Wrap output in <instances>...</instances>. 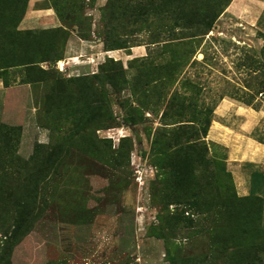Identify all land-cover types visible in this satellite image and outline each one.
Here are the masks:
<instances>
[{"label": "rangeland", "instance_id": "obj_1", "mask_svg": "<svg viewBox=\"0 0 264 264\" xmlns=\"http://www.w3.org/2000/svg\"><path fill=\"white\" fill-rule=\"evenodd\" d=\"M201 1L0 0V264H264V0Z\"/></svg>", "mask_w": 264, "mask_h": 264}, {"label": "trees", "instance_id": "obj_2", "mask_svg": "<svg viewBox=\"0 0 264 264\" xmlns=\"http://www.w3.org/2000/svg\"><path fill=\"white\" fill-rule=\"evenodd\" d=\"M229 0H205L200 2V6L196 9V15L193 17V19L186 20L184 24H188L190 22H193V25H188L190 28H195L197 31L199 30V34L202 35L209 31L213 25L214 20L216 17L221 13V11L227 6ZM187 27V26H186ZM41 31H39L40 33ZM34 35L36 32L32 30H24L21 31L22 37H23V45L25 47L27 41L26 38L29 34ZM202 37V36H201ZM31 47V46H28ZM27 47V48H28ZM62 52L61 47L56 48L51 47L49 49H46L45 55H40L38 57L37 53H27V49L24 50L22 53L20 61L15 63V65H32L34 63H37L42 60H54L58 58L60 53ZM39 58V59H38ZM11 64H6L0 66L1 68H6L9 67ZM261 142V141H260ZM41 147H43L41 145ZM35 156V155H34ZM32 155L31 158L34 157ZM240 200H245L248 204V208L245 210L249 214V222L252 221V226L255 228H261L262 223H261V214H262V208H263V199L261 196L256 195V194H246V195H238L236 196ZM264 228V227H263ZM28 230L29 227L23 228V230ZM23 231L20 233L22 234ZM264 238V236L262 237ZM262 239L260 238V241H258V245L262 244L264 245V241H261Z\"/></svg>", "mask_w": 264, "mask_h": 264}, {"label": "crops", "instance_id": "obj_3", "mask_svg": "<svg viewBox=\"0 0 264 264\" xmlns=\"http://www.w3.org/2000/svg\"><path fill=\"white\" fill-rule=\"evenodd\" d=\"M263 3V7H264V2ZM42 9V8H41ZM29 10V9H28ZM40 11V10H39ZM29 15V11L28 14ZM257 24L259 21H255ZM1 83V82H0ZM241 108V107H240ZM222 128H226V125L222 124V119L218 116V119H214L213 123L211 125V129L210 132L211 134L220 137L223 136V129ZM249 141L251 142L252 147L256 148L257 151V156H256V152H254L253 156L256 157V160L253 159H248L246 156H238L239 157V161L236 160L237 158L232 157L231 162H235L237 163V170L239 172V170H241L239 173H235L236 176V184H239V190H241V193L239 192V195H246L247 191H248V184L249 181L250 183L252 182V177L254 174H258V177L261 175V172L264 171L262 170V167L260 166L261 164H264V144L260 143V142H256V140L251 136H249ZM248 153V152H247ZM246 153V155H247ZM258 168L260 169L261 172L258 171V173L255 172H250L251 170L248 171L249 168ZM257 170V169H254ZM260 180H261V176H260Z\"/></svg>", "mask_w": 264, "mask_h": 264}, {"label": "bare ground", "instance_id": "obj_4", "mask_svg": "<svg viewBox=\"0 0 264 264\" xmlns=\"http://www.w3.org/2000/svg\"><path fill=\"white\" fill-rule=\"evenodd\" d=\"M74 60V64L77 63L78 64V61H77V58L76 57H73V58H69V60ZM62 64V61L59 62V65Z\"/></svg>", "mask_w": 264, "mask_h": 264}]
</instances>
